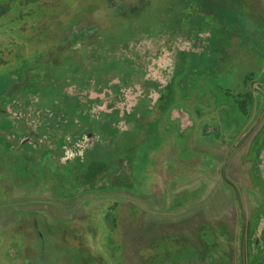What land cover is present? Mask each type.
Returning <instances> with one entry per match:
<instances>
[{
  "label": "rangeland",
  "instance_id": "rangeland-1",
  "mask_svg": "<svg viewBox=\"0 0 264 264\" xmlns=\"http://www.w3.org/2000/svg\"><path fill=\"white\" fill-rule=\"evenodd\" d=\"M193 1L0 0V264H239L256 122L262 257L264 0Z\"/></svg>",
  "mask_w": 264,
  "mask_h": 264
},
{
  "label": "flooded vegetation",
  "instance_id": "flooded-vegetation-1",
  "mask_svg": "<svg viewBox=\"0 0 264 264\" xmlns=\"http://www.w3.org/2000/svg\"><path fill=\"white\" fill-rule=\"evenodd\" d=\"M263 47L264 46H261V47H259V50H261L262 52L264 51V49H263ZM264 53V52H263ZM259 55H262L261 53L259 54ZM214 72V71H213ZM257 86V87H256ZM258 87H260L261 88V85L260 84H258V83H256V84H252V88H253V90L255 91V92H257V88ZM255 92L254 93H252L253 95H255ZM170 94H171V92L169 93V95H167V97L166 98H164V100H163V105L165 106V105H167L168 104V106H167V108H166V110H165V112L166 111H168V110H170L171 108H172V105H173V103L175 102V100H176V98H175V96L173 97V100H171L170 99V102H169V98H170ZM261 94H264V93H262L261 92ZM174 95H176V92H174ZM253 95H252V97H251V99H250V101H248V103L249 102H252L253 100H254V97H253ZM224 96V95H223ZM225 98H227V97H225ZM229 98V97H228ZM227 98V99H228ZM231 100H229L228 102H226L227 104H229L231 107V113H232V115L234 114V118L236 119V117H238V104H237V101L236 100H233L232 98H230ZM263 99H264V95H263ZM262 99V100H263ZM262 100L260 101V104L262 103ZM169 102V103H168ZM248 103H246V106L248 105ZM236 104H237V106H236ZM259 104V105H260ZM245 109H246V107L244 108V112H245ZM3 111H5V108H4V110ZM253 115L254 114H252V115H250V117H249V115H247L246 113H245V117L244 118H247L246 120H243L242 118H241V121L240 122H237V125L238 126H240V125H242L244 122H249L250 123V121H251V119L253 118ZM249 117V118H248ZM237 119H239V118H237ZM243 120V121H242ZM144 125V126H143ZM151 121H142V125H141V122H139L138 123V128L136 129L137 130V132L135 133H133V134H131L130 135V137H131V139H134V138H136V137H139V133H140V131L141 130H143V129H146V130H149V129H152L151 128ZM143 126V127H142ZM153 126V125H152ZM237 126V127H238ZM220 129H223V128H221L220 127ZM241 129V127L239 128V130ZM261 129H263L262 131H261ZM259 131H258V133H257V138H258V141L259 142H255V145H257V146H254V147H256V149L254 150V151H256L255 152V155L253 154V150H252V148H250V152H249V156L251 157V159L253 160V163H254V165L250 168V171L252 172V170L253 169H255V165H256V161H257V156H258V152H259V150H260V148H261V146L263 145V142H264V125L262 126V128H261ZM217 130H219V129H217ZM150 134H149V136H154V133H155V130H153L152 129V132H149ZM219 133V135H220V132H218ZM185 133H183V134H179V136H183ZM13 137H15V136H13ZM230 137V136H229ZM148 138H150V137H148L147 136V138H145L144 140H148ZM226 139H228V137H226ZM233 139V138H232ZM229 140V139H228ZM149 141V140H148ZM147 142V141H146ZM156 142V141H155ZM26 143V142H25ZM25 143H23V144H25ZM142 143H144V141L142 142ZM141 143V144H142ZM253 143V142H252ZM258 143V144H257ZM156 144V143H155ZM150 146H152L151 144H149ZM0 146H3V150H6L7 149V147L8 148H11V147H13L14 148V146H13V144H10L9 146L7 145V144H5V143H1L0 142ZM15 149V148H14ZM16 150V149H15ZM48 153L50 154L49 156H47L49 159H47V160H51V158H52V156H53V154H52V152L50 153V151L48 150ZM46 154V153H45ZM45 154L43 155V157L45 156ZM3 160V159H2ZM57 160L56 159H54V158H52V162L53 163H55ZM56 163H58V162H56ZM122 176V175H121ZM109 184V183H108ZM121 186H122V184H121ZM264 205V204H263ZM241 230H243V223H242V229ZM248 230H249V228H248ZM249 232V231H248ZM248 232H246L245 231V237H244V243H243V259H244V264H264V238H263V241H261L262 243H260V241L257 239L256 240V243H255V247H256V249H255V251H258V249L257 248H261V251H262V257H260V259H255L254 260V263H251V255H249L250 254V249H251V246H250V233L249 234H247ZM241 237H242V231H241V233H240V237H239V245H238V249H239V251H238V254H239V264H241ZM262 245H263V247H262ZM248 255H249V257H248ZM254 256H255V254H253ZM214 260L212 259L211 260V262H209L208 264H213L214 262H213ZM220 262V260H217V262ZM225 263H227V264H230V260H229V262H228V260L227 259H225Z\"/></svg>",
  "mask_w": 264,
  "mask_h": 264
},
{
  "label": "water",
  "instance_id": "water-1",
  "mask_svg": "<svg viewBox=\"0 0 264 264\" xmlns=\"http://www.w3.org/2000/svg\"><path fill=\"white\" fill-rule=\"evenodd\" d=\"M257 123L258 122H256V124ZM255 125L250 129V131L235 146L234 150L231 152V154L227 158V160L225 162V165H224V169H223V176H224L225 180L234 188L235 193H236V196H237V199H238V203L240 205V208H241L242 214H243V230H242V237H241V264H244V259H243V243H244V237H245V231H246L247 217H246L245 208H244V205H243V202H242V199H241L240 191H239L237 185L228 177L227 167H228L230 158L233 155V152L243 143V141L246 139L247 135L253 130V128L255 127Z\"/></svg>",
  "mask_w": 264,
  "mask_h": 264
},
{
  "label": "trees",
  "instance_id": "trees-1",
  "mask_svg": "<svg viewBox=\"0 0 264 264\" xmlns=\"http://www.w3.org/2000/svg\"><path fill=\"white\" fill-rule=\"evenodd\" d=\"M182 1V0H181ZM191 2H193V5H196L195 3H194V1L193 0H186V3L188 4V5H190V3ZM243 2L244 3H248L247 2V0H243ZM249 5V4H248ZM197 6V5H196ZM188 7H190V6H188ZM202 14V13H201ZM202 16L203 17H206V15L203 13L202 14ZM206 18H208V17H206ZM222 26L223 27H225V29H223V30H219V29H216V30H218V33L221 35H223V33H225V35L227 36V37H231L232 36V31H235V28L233 27V26H231L230 24L229 25H221V24H219L218 25V28H222ZM82 38V37H81ZM88 37H86V39H87ZM84 39H85V37H84ZM84 39H82V40H84ZM214 74V73H213ZM213 76V75H212ZM216 82H218V81H216ZM226 93H227V91L226 92H223V94L224 95H226ZM248 98H251V97H244L243 99H239V100H236L237 101V104H239L238 105V113H239V110L240 111H242L243 113L242 114H240V117L243 119L244 117H245V112H244V108L246 107V103H248V101H250V100H248ZM247 118H244L243 120H246ZM242 120V121H243ZM0 150L1 151H3V146H0ZM4 160V159H3ZM6 161V164L9 166V164L11 163V161H8V160H5ZM0 177H2V174H0Z\"/></svg>",
  "mask_w": 264,
  "mask_h": 264
}]
</instances>
